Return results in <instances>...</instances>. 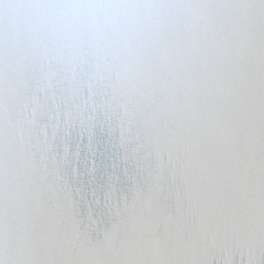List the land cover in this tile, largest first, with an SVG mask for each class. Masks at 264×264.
Returning a JSON list of instances; mask_svg holds the SVG:
<instances>
[{"label": "snow or ice", "instance_id": "6c2138e0", "mask_svg": "<svg viewBox=\"0 0 264 264\" xmlns=\"http://www.w3.org/2000/svg\"><path fill=\"white\" fill-rule=\"evenodd\" d=\"M0 264H264V0H0Z\"/></svg>", "mask_w": 264, "mask_h": 264}]
</instances>
